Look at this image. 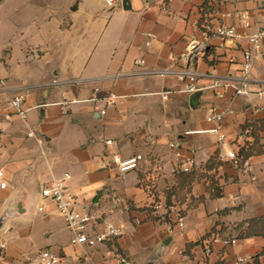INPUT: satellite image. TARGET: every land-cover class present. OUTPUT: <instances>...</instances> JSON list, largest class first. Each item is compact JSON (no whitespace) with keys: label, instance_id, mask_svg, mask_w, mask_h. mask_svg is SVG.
<instances>
[{"label":"crops","instance_id":"crops-1","mask_svg":"<svg viewBox=\"0 0 264 264\" xmlns=\"http://www.w3.org/2000/svg\"><path fill=\"white\" fill-rule=\"evenodd\" d=\"M130 5L0 0V168L7 182L0 187V230L5 227L9 236L0 264H37L43 248L60 255L58 264H114L117 251L136 264H234L238 256L248 257L244 264L257 259L263 264L264 238L242 236L246 225L239 224L264 215V148L250 155L248 170L218 159L207 114L211 107L232 110L223 120L225 149L264 144L259 124L264 117L254 113L264 97H234L229 90L219 99L210 87L213 69L220 77L239 78L242 52L249 46L246 34L264 26V0H168L167 9L153 0H130ZM242 10L251 12V28L241 25ZM207 21L234 25L238 36H211L205 55L185 60L182 53L193 39L203 38ZM146 33L154 35L150 44ZM187 69L199 73L200 90L185 91L188 78L151 72ZM250 87L264 90V55L255 61ZM109 93L118 98L102 114V98ZM16 95H23L27 123L41 143L28 136L19 115L5 117L8 100ZM94 95L98 100H89ZM65 99L77 100L66 113ZM248 121L258 124L250 137ZM174 141L194 169L208 174L183 192L184 229L152 212L155 201L176 199L168 197L178 184ZM112 151L145 158L136 170L121 174L101 166ZM66 172L77 205L98 222L120 227L116 240L93 247L72 242L64 217L39 192ZM212 179L215 195L208 191ZM41 203L47 205L44 212L37 211ZM214 233L237 242H211Z\"/></svg>","mask_w":264,"mask_h":264},{"label":"built area","instance_id":"built-area-1","mask_svg":"<svg viewBox=\"0 0 264 264\" xmlns=\"http://www.w3.org/2000/svg\"><path fill=\"white\" fill-rule=\"evenodd\" d=\"M122 0H107L109 7L113 8L116 2ZM160 2L164 9L166 8L168 0H153ZM146 9L151 8V4L148 3L145 6ZM238 17L241 25L244 28H251L252 14L249 10H242L238 13ZM203 38L193 39L186 50L182 53V57L190 62L197 61L199 57L205 55L208 48V40L211 36H219L223 39H233L238 36L236 26L228 25L223 23H214L207 21L202 29ZM249 46L242 52V63L241 71L238 79L220 77L216 70L213 69L211 75L214 76L210 87L214 89L216 96L219 99L225 97L227 91L231 90L234 97L240 95H249L255 93L258 97H264V90L253 91L250 87L252 82V71L254 68L255 61L264 55V26L250 31L246 34ZM146 37L149 39L146 43L150 44L154 35L152 33H146ZM137 63H144V59H138ZM153 73L159 75L176 74L181 79L188 78L189 82L185 91L196 92L200 90L197 85V76L199 73L195 70H153ZM4 79L0 78V86H3ZM97 90V89H96ZM163 98L167 97L169 91L164 90L160 92ZM118 95L115 93H109L102 98L105 107L100 110L102 114L106 113L108 105L113 104ZM89 100H98L97 96H93ZM74 99H65L62 104L64 105V113L67 112L68 106L71 103L76 102ZM5 117L10 118L12 114L19 115L26 123L28 127V136L36 137V132L27 123V112L28 109L24 106L23 95H16L8 100L6 105ZM232 111L230 108L225 107L218 109L217 107H211L207 114V120L213 124L209 129L210 133L216 139L219 145L218 159L222 161H229L236 167L249 169L250 160L249 158H243L236 148H224L226 143V133L224 131L223 120L225 115ZM254 113L260 114L264 117V106L256 105L254 107ZM253 133V127L249 126L245 130V134L250 137ZM1 137V131H0ZM38 138V137H36ZM38 142H42L41 138H38ZM106 143L111 145L112 139H107ZM170 146L176 149V164L174 166V173L188 172L193 168V160L187 157H183L178 142H171ZM144 155L141 153H135L128 157H122L119 153L113 152L108 153L103 159L101 166L103 168H115L119 173L124 174L132 170H136L140 163L144 160ZM71 179L69 172L64 173L62 176L54 178L49 183L44 185L41 189L43 197L50 199L54 204L59 213L64 217L66 224L73 232L72 242L75 244L86 245L93 247L99 243L111 242L116 240L122 231L120 227L110 221L98 222L97 217L90 211L81 208L77 205V199L74 194L68 190V181ZM7 182L4 180V169L0 168V187H6ZM47 205L43 203L39 206L38 211H46ZM113 212V210H111ZM152 212L154 215L160 218L169 219L173 221L181 229L186 227V209L182 203L176 199L167 201L164 199L157 200L152 205ZM98 224L95 226L94 224ZM211 242L221 243L224 246L232 245L237 242L236 237H225L219 233H214L210 237ZM8 247V241L0 238V263L4 258V253ZM207 251H210L208 248ZM116 262L114 264H136L124 253L116 252ZM61 260L59 254L55 253L49 248H43L39 251V257L37 264H58ZM248 262V257L238 256L234 260V264H244ZM82 264V262H78Z\"/></svg>","mask_w":264,"mask_h":264},{"label":"trees","instance_id":"trees-1","mask_svg":"<svg viewBox=\"0 0 264 264\" xmlns=\"http://www.w3.org/2000/svg\"><path fill=\"white\" fill-rule=\"evenodd\" d=\"M259 124L263 128L264 127V120L262 119ZM249 126H252L253 130L255 128V134H256V131L258 128L257 121H255V122H249L248 121L245 125V129H247ZM262 148H264V144H259V141H257L252 146L246 147V149L241 148L239 150V153H240V155H242L243 158H249L250 155L254 154L255 152H261ZM212 167H213V165L210 164V165H208L207 168L211 169ZM176 175L178 177V184L176 186L172 187L170 190H168V197L170 199L174 196V197H176V199L180 203H183V199H184L183 198L184 197L183 192L185 190L186 191L190 190L193 182L200 180L204 177L205 178L208 177L207 172L205 173L204 171L196 170L194 168H192L188 172L176 173ZM214 187L217 189L216 183H215L214 179H212L211 183L208 186V191L211 193L210 195H215V193H212V189ZM217 194H219V192H217ZM157 218H160V217H157ZM244 225H246V228L243 231L242 236H244V237L260 236V237L264 238V215L248 219V220L239 224V226H241V227ZM259 263H260V261H259V259H257L255 264H259ZM263 264H264V262H263Z\"/></svg>","mask_w":264,"mask_h":264},{"label":"rangeland","instance_id":"rangeland-1","mask_svg":"<svg viewBox=\"0 0 264 264\" xmlns=\"http://www.w3.org/2000/svg\"><path fill=\"white\" fill-rule=\"evenodd\" d=\"M41 189H42V187L40 188V194L42 195V193H41ZM43 196V195H42ZM41 197V196H40ZM44 199L45 200H47L48 198H45L44 197ZM42 202V201H41ZM43 203H41V205H42ZM40 205V206H41ZM37 208V211H38V209H39V205L36 207ZM0 235H3V237H4V239H6L7 241H8V239H9V236H8V233H7V230H6V228L5 227H3L1 230H0Z\"/></svg>","mask_w":264,"mask_h":264},{"label":"water","instance_id":"water-1","mask_svg":"<svg viewBox=\"0 0 264 264\" xmlns=\"http://www.w3.org/2000/svg\"><path fill=\"white\" fill-rule=\"evenodd\" d=\"M121 4H122L124 9H129L130 6H131L130 5V0H122ZM2 222H3V220L0 219V226H1Z\"/></svg>","mask_w":264,"mask_h":264}]
</instances>
